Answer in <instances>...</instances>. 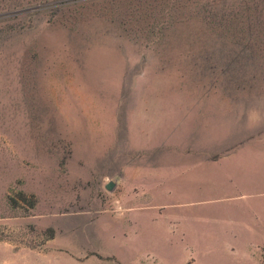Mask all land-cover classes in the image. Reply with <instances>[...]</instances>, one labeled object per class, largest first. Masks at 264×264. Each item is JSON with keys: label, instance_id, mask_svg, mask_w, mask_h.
<instances>
[{"label": "rangeland", "instance_id": "rangeland-1", "mask_svg": "<svg viewBox=\"0 0 264 264\" xmlns=\"http://www.w3.org/2000/svg\"><path fill=\"white\" fill-rule=\"evenodd\" d=\"M255 1L0 0V264H264Z\"/></svg>", "mask_w": 264, "mask_h": 264}, {"label": "crops", "instance_id": "crops-1", "mask_svg": "<svg viewBox=\"0 0 264 264\" xmlns=\"http://www.w3.org/2000/svg\"><path fill=\"white\" fill-rule=\"evenodd\" d=\"M225 140H229V136L227 135V138H224ZM166 142V141H164ZM224 142V141H223ZM231 147L227 149H219L215 146L213 147H205L201 149H193L192 152L191 150H186L185 153L187 155L192 156L194 163H196V166H207L209 167L210 164L213 165L215 163H220L223 160L226 162L231 161V157L235 156V152H241L242 155H244L247 159V163H252L254 162V165L258 163L257 169L259 171L258 179L255 181V186L258 187V191L260 189L264 190V161L262 160V157L264 155V147H258V148H251V147H242V146H234V143H232ZM257 154L260 156L259 160L258 159H250L252 157V154ZM250 156V157H248ZM258 161V162H257ZM155 166V165H154ZM260 188V189H259ZM247 195L245 192H241V196ZM259 195V211H256L258 213L264 211V192L258 193ZM263 198V199H262ZM257 207V205L255 204ZM261 217V216H260ZM261 224H252V227L255 228V233L257 235V240L254 241V244L256 247H258L261 251L262 247L264 246V219H257Z\"/></svg>", "mask_w": 264, "mask_h": 264}, {"label": "trees", "instance_id": "trees-1", "mask_svg": "<svg viewBox=\"0 0 264 264\" xmlns=\"http://www.w3.org/2000/svg\"><path fill=\"white\" fill-rule=\"evenodd\" d=\"M251 2L256 4L257 1L240 0L239 2L228 3V1L226 0H218V1L217 0H203V4L201 6H199V4L197 3L198 9H196L195 14L202 15V11L204 12V9L209 8V12L208 11L204 12V15L202 16L204 18H208L209 16L212 18V20L210 21L214 22V20H219L220 16L218 14V7H221L220 11L222 12V14H221V19L219 20L220 25L229 27L232 24L230 20L234 19L232 14L237 13L240 8H244L246 6L249 7V4ZM52 237H53V233L51 230L50 234L47 237V240L51 239Z\"/></svg>", "mask_w": 264, "mask_h": 264}, {"label": "water", "instance_id": "water-1", "mask_svg": "<svg viewBox=\"0 0 264 264\" xmlns=\"http://www.w3.org/2000/svg\"><path fill=\"white\" fill-rule=\"evenodd\" d=\"M113 186H114V183L113 182H111V181H109L108 183H106V188L108 189V190H111L112 188H113Z\"/></svg>", "mask_w": 264, "mask_h": 264}]
</instances>
